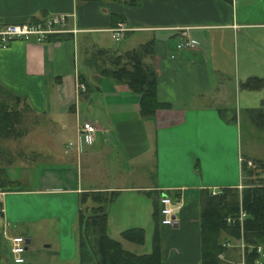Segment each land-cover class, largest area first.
I'll return each mask as SVG.
<instances>
[{
	"label": "crops",
	"instance_id": "obj_1",
	"mask_svg": "<svg viewBox=\"0 0 264 264\" xmlns=\"http://www.w3.org/2000/svg\"><path fill=\"white\" fill-rule=\"evenodd\" d=\"M58 13L68 15L67 32L40 41L0 42V92L16 97L24 116L33 119L31 127L23 125L22 133L5 140H34L31 151L37 159L31 167L20 165L24 185L0 190L2 256H10L9 237L22 235L29 245L32 232L53 222L59 233H66L58 247L46 238L42 250L29 252L27 246L25 258L75 263L81 194L114 191L107 205L110 238L134 253L133 245L143 246L149 233L151 247L143 254L152 252L157 236L163 264H200V190H240L245 177L236 146V115L235 121L221 115L234 77L236 88L248 91H238L243 110L256 109L249 99L259 91L261 113L264 109V0H140L137 5L123 0H0V21L5 23ZM118 22L128 31L116 46L112 42L119 41L108 29ZM185 41L191 46L177 48ZM147 43L152 49L143 61L154 69L157 101L168 105L153 115H143L140 94L110 75L122 63L119 57ZM252 77L261 80L260 86L244 87ZM79 81L86 84L84 92L77 90ZM80 120L96 127L93 143L78 135ZM68 142L72 147H66ZM126 178L134 180L132 185L122 184ZM162 195L176 207L173 226L158 222L155 211ZM130 228L143 230L144 243L121 237ZM242 251L237 257L243 258ZM233 252L229 247L220 259L241 263Z\"/></svg>",
	"mask_w": 264,
	"mask_h": 264
},
{
	"label": "trees",
	"instance_id": "obj_2",
	"mask_svg": "<svg viewBox=\"0 0 264 264\" xmlns=\"http://www.w3.org/2000/svg\"><path fill=\"white\" fill-rule=\"evenodd\" d=\"M123 1L130 5H137L140 2ZM150 49L151 43H147L125 53L119 57L122 63L110 72L113 78L126 83L130 89L140 94L143 115H153L158 108H168V105L157 101L154 69L143 61V57ZM259 81L261 80L252 77L244 82L243 86L259 87L261 84ZM257 114L260 116V113ZM24 118L17 98L0 92V142L22 133L20 121ZM3 157L5 156L0 150V188L5 191L4 189L15 185L8 178L5 169L12 164V160ZM242 166L245 177L240 190L236 187H226L214 194L208 189L199 192L200 264H230L221 260L219 255L227 251L223 247V242L233 239L242 240L245 244L243 264H264V182L259 173L251 174L245 169L244 163ZM261 168L264 169V163H261ZM116 194L114 191H86L81 194V209L78 211L77 219L79 264H163L157 236L150 254L136 255L107 235V205ZM240 211L244 213L241 223L238 220ZM155 213L159 222V208ZM227 218H230L231 222H227ZM121 237L136 244L144 243L141 228L127 229L122 232ZM258 247L261 248L260 252L257 250Z\"/></svg>",
	"mask_w": 264,
	"mask_h": 264
},
{
	"label": "rangeland",
	"instance_id": "obj_3",
	"mask_svg": "<svg viewBox=\"0 0 264 264\" xmlns=\"http://www.w3.org/2000/svg\"><path fill=\"white\" fill-rule=\"evenodd\" d=\"M123 43V41H119V42H112L113 45L119 46ZM235 52V51H234ZM250 54H252V52L250 51ZM237 55V52L234 53V59H233V53L231 54V59L233 65L235 66V56ZM241 48L239 46L238 48V57L241 58ZM230 59V61H231ZM234 80L232 81V85L234 87L233 92L230 93L229 97L227 98V109L225 110H221V115L225 118V119H229L231 121H235L233 119V117H235L236 115V126H237V130H238V139H237V150L239 151V156L241 157L243 163H244V167L245 169L249 170L252 174V172L259 173V176L262 178V168H261V159H264V126H262L261 124V116L263 114L264 116V109L262 110L263 113H261V102H260V95H261V91L259 92H254L255 95L252 94V98L250 97L249 101H250V105L252 107L250 108H256L255 110H253V112H245L243 110V107H241L239 105V97H238V91L239 92H248V91H243L241 89L238 90V88H236V78H233ZM258 90V88L256 89ZM263 94H264V89H263ZM264 97V96H263ZM254 98V99H253ZM257 99V100H255ZM223 108V107H221ZM264 108V107H263ZM242 109V110H241ZM259 111V112H257ZM260 113V116L259 114ZM32 117H25L24 119H22L21 126L23 128V125L26 126L27 125V129L29 127H31V123L33 121ZM17 126V125H16ZM32 129V128H31ZM30 129V130H31ZM27 132V131H26ZM34 140H2L0 142V150H2L3 153V158H8L12 160V164H10L9 167H13V168H5L6 169V174L8 176V178L14 182V185L16 187H18L19 183L22 182V185H24L25 183L21 180L20 176L22 177V170L20 168V165H26L27 167H31L33 165V163L35 161H37V159L35 158L34 152L31 151L34 148L33 145ZM225 150L228 151L227 148H229V142H227V144H225ZM20 155V158H19ZM5 161V160H4ZM59 164V163H58ZM56 163H47L48 166H53V165H58ZM61 165V163L59 164ZM33 169V171H32ZM113 169H109V171H112ZM32 171V172H31ZM30 171V175L33 176L32 178H34L35 174H36V169L35 166H33L31 168ZM114 172V170H113ZM83 174L84 176L86 175V171L83 170ZM264 174V173H263ZM255 176H251V178H254ZM99 179V178H98ZM154 179V178H153ZM100 180V179H99ZM103 180V178L101 179ZM134 180L131 178H126L124 181H122L124 185H132V182ZM0 190L2 191V189L0 188ZM59 208H63L64 210H66L65 207L59 206ZM59 212H64L62 209L58 210ZM244 217V213L243 211H240L239 216H238V220L240 221V223L242 222V218ZM231 222V221H230ZM53 222L48 223V222H44L40 225L39 228H37L34 231V235L35 237H33V232L31 233V235H29L30 237H32V241L28 246V251L31 252L33 251V249H35V247H37L39 250L43 249V241L46 238H49L51 240L54 241V246L58 247V243H59V239L60 237H65L66 233H59L58 227L55 228L54 225H52ZM52 225V226H51ZM22 232V231H21ZM61 235V236H60ZM27 237V235H26ZM130 242V241H129ZM225 242V241H224ZM223 242V243H224ZM233 247V253L234 255H236L235 260H243L244 261V251H242V257H237V251L239 249H243L244 248V243L242 240H236L233 239L232 241H230ZM240 242V243H239ZM241 242L243 243V248H241L240 244ZM235 246V247H234ZM1 247V246H0ZM151 247V235L148 233L147 235V239L146 242L144 243L143 246L141 245H133V247L131 248L132 251H134V253L137 254H143L145 251H147V249H150ZM225 247V246H223ZM230 247V248H231ZM226 249H228L229 247H225ZM1 250V248H0ZM68 249H63V252L65 253ZM28 252V253H29ZM239 255V254H238ZM24 262L20 263V264H79L78 258L76 260L75 263L71 262V260H69L70 262H63L62 260H56V259H43V258H38L34 261L32 260H28L25 258V253H24ZM0 261H4L5 264H16L14 262H12L11 257L8 256L7 259H5V256L3 257L1 252H0ZM243 264V263H241Z\"/></svg>",
	"mask_w": 264,
	"mask_h": 264
},
{
	"label": "built area",
	"instance_id": "obj_4",
	"mask_svg": "<svg viewBox=\"0 0 264 264\" xmlns=\"http://www.w3.org/2000/svg\"><path fill=\"white\" fill-rule=\"evenodd\" d=\"M68 15L64 13L52 14L46 16L42 20L28 21L21 24L5 23L0 21V42L6 45L13 39L28 40L32 37L36 38L38 41L44 39L46 36L51 34H57L61 32H67L68 30L63 29ZM111 33V37L115 41H120L128 28L121 22H118L114 27L108 29ZM191 43L189 41L181 42L177 44V48L189 47ZM78 92H84L86 90V84L82 81L77 82ZM96 127L89 120H80L78 122V135L83 137L84 141L91 144L95 140ZM73 143L68 142L66 147H72ZM264 182V176L262 177ZM264 185V183H263ZM216 192H213V194ZM175 205L168 195H162L159 199V222L164 226H173L175 224ZM243 217V216H242ZM231 219L227 218V222ZM9 240V254L12 262L20 264L24 262V253L27 248V242L22 235H13L8 238ZM225 247H231L230 241H225L223 243ZM243 248V243L240 244ZM260 252L261 248H257ZM222 258V254L219 255ZM243 263V260L242 262Z\"/></svg>",
	"mask_w": 264,
	"mask_h": 264
}]
</instances>
